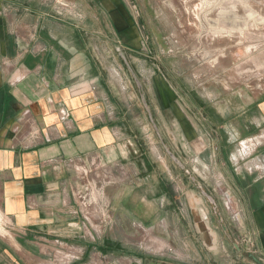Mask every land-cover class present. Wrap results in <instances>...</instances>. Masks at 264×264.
<instances>
[{"label": "crops", "instance_id": "0c3cea01", "mask_svg": "<svg viewBox=\"0 0 264 264\" xmlns=\"http://www.w3.org/2000/svg\"><path fill=\"white\" fill-rule=\"evenodd\" d=\"M115 2L0 0V213L8 232L0 264H264V91L226 89L190 119L165 83L135 74L137 41L102 11ZM166 93L185 120L171 116L187 147L164 110ZM160 116L177 141L151 157L150 124L161 132ZM183 172L211 209L194 195L183 207ZM102 179L108 225L97 210L89 221L83 207L88 186ZM150 234L157 251L135 247ZM183 248L195 258L186 260Z\"/></svg>", "mask_w": 264, "mask_h": 264}, {"label": "rangeland", "instance_id": "374dc122", "mask_svg": "<svg viewBox=\"0 0 264 264\" xmlns=\"http://www.w3.org/2000/svg\"><path fill=\"white\" fill-rule=\"evenodd\" d=\"M138 1L140 7L137 3L128 8L116 0V6L102 8V11L108 16L114 13L118 22L115 23L112 19L111 22L115 29L119 28L123 34L132 32L131 45L135 44L132 41H137L141 56L139 59H133L135 74L138 75L139 72L140 80L148 85L155 84L156 80L165 83L164 86L169 87V93L174 94L183 103V114L193 120V116L198 115L196 110L203 111L199 105L204 106L206 111L205 106L210 105L208 99H221L227 95L226 89H246L251 93L264 91V0ZM86 6L87 12L91 10L88 4ZM138 13H142V19ZM167 114L176 134L181 135L182 145L187 147L188 142L183 136L185 132H179L172 114ZM159 123L161 132L158 133L152 123L150 124L151 157H156L155 151H159L160 155L164 154V146L172 147L171 144L177 141V138L173 139L168 133V128L171 129L172 126L161 116ZM166 158L163 156L162 160ZM201 159L208 160L209 153L205 152ZM195 171L196 177L205 179L202 170ZM214 172L218 174L220 169L217 168ZM190 176L183 172L180 178L184 188L183 207L190 205L189 196L194 195L198 196L199 208L211 209L212 205L206 197L200 198L202 189L189 188L186 179H190ZM108 182L109 179L96 181L86 190L84 212L92 223H95L96 210L104 215L101 217L102 224L110 223V205L107 201L102 202V197L106 199L109 196ZM207 189L204 187V195L207 194ZM98 205L102 206L103 212L99 210ZM2 220L0 217V234L6 236L8 232L3 229ZM124 235L125 233H120L122 238ZM152 239L151 234L144 240L139 238L135 241V247L139 250L157 251L159 248L154 245L156 243ZM181 239L184 243L189 241V233L183 232ZM180 250L186 260L196 256L185 248Z\"/></svg>", "mask_w": 264, "mask_h": 264}, {"label": "flooded vegetation", "instance_id": "af4514ba", "mask_svg": "<svg viewBox=\"0 0 264 264\" xmlns=\"http://www.w3.org/2000/svg\"><path fill=\"white\" fill-rule=\"evenodd\" d=\"M166 98H167V101H166L167 106H166V108H164V110L166 112H170L176 120L179 118L181 120L182 125H184L185 120H183L179 117V111H178L179 105H178L177 101H173L168 93H166Z\"/></svg>", "mask_w": 264, "mask_h": 264}, {"label": "water", "instance_id": "95a60500", "mask_svg": "<svg viewBox=\"0 0 264 264\" xmlns=\"http://www.w3.org/2000/svg\"><path fill=\"white\" fill-rule=\"evenodd\" d=\"M222 228L224 229V231L228 234L227 232V228L222 224ZM151 264H162V263H151Z\"/></svg>", "mask_w": 264, "mask_h": 264}, {"label": "built area", "instance_id": "2783aa9c", "mask_svg": "<svg viewBox=\"0 0 264 264\" xmlns=\"http://www.w3.org/2000/svg\"><path fill=\"white\" fill-rule=\"evenodd\" d=\"M81 198H82V197H81ZM83 201H84V199H83ZM85 205H86V204L84 203V204H83V207H84V208H85Z\"/></svg>", "mask_w": 264, "mask_h": 264}, {"label": "bare ground", "instance_id": "6f19581e", "mask_svg": "<svg viewBox=\"0 0 264 264\" xmlns=\"http://www.w3.org/2000/svg\"><path fill=\"white\" fill-rule=\"evenodd\" d=\"M0 217H2L1 213H0Z\"/></svg>", "mask_w": 264, "mask_h": 264}]
</instances>
